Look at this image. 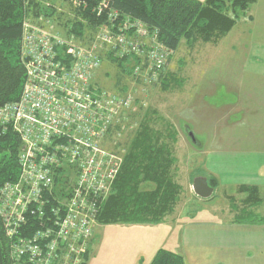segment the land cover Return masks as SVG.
I'll list each match as a JSON object with an SVG mask.
<instances>
[{"label": "built area", "instance_id": "built-area-1", "mask_svg": "<svg viewBox=\"0 0 264 264\" xmlns=\"http://www.w3.org/2000/svg\"><path fill=\"white\" fill-rule=\"evenodd\" d=\"M34 3L52 14L24 20L26 80L19 99L0 107V135L12 129L21 140L19 176L0 187V218L11 264H86L100 205L119 171L103 142L133 101L131 92L100 87L98 75L109 53L130 56L131 79L151 86L170 51L142 21L106 0ZM90 4L92 22L77 15ZM64 11L71 17L58 21L66 32L49 31ZM75 22L93 29L72 32Z\"/></svg>", "mask_w": 264, "mask_h": 264}, {"label": "rangeland", "instance_id": "rangeland-1", "mask_svg": "<svg viewBox=\"0 0 264 264\" xmlns=\"http://www.w3.org/2000/svg\"><path fill=\"white\" fill-rule=\"evenodd\" d=\"M51 13L45 12L46 15ZM230 14L236 18V24L225 36L207 43L198 41L193 47L183 40L177 51L170 52L164 74H171L178 83L171 80V85L166 86L162 76L151 86L140 81L135 83L130 75H120L110 59L104 61L98 75L100 87L133 95L132 106L123 113L121 125L103 142L104 150L118 163V170L144 116L153 129L162 133L161 141L170 147L176 158L172 175L182 189L174 211L168 215L181 216V222L176 219L170 240L164 238L171 248L185 225L201 224L199 229H208L206 224L217 222L226 227L223 222L227 219L222 210L225 205L227 208V195L236 194L234 183L237 182L231 180H236V173L243 171L244 152L251 149L254 153L251 160H259L255 153L258 140L264 134V45L261 44L264 41V0ZM55 17L49 31L66 32L61 22L69 20L70 13H56ZM29 19L35 21L33 17ZM190 131H194L200 144L191 141ZM231 150L238 152L240 158H233ZM212 173H217L222 183L227 184L215 187L213 195L207 199L197 196L193 191L194 177L210 178ZM154 187L153 183L142 184V189ZM0 221L4 231L1 218ZM115 227V224L106 226L96 222L94 247L99 244L103 230L112 234ZM111 253L114 254L113 247Z\"/></svg>", "mask_w": 264, "mask_h": 264}, {"label": "trees", "instance_id": "trees-1", "mask_svg": "<svg viewBox=\"0 0 264 264\" xmlns=\"http://www.w3.org/2000/svg\"><path fill=\"white\" fill-rule=\"evenodd\" d=\"M25 1L0 0V107L19 99L26 80L21 55L23 22L29 16H45L48 9L43 12L37 9L40 5L34 3V0H29L27 4ZM106 1L109 8L142 21L157 35L164 47L173 53L183 40L193 47L198 41L207 43L225 36L236 24V18L230 12L235 13L236 9L244 11L257 0ZM91 7L92 4L82 13L78 11L77 15L83 14L91 22L97 20L91 13ZM88 28L91 31L93 23L85 27L75 22L71 31L84 34ZM108 59L116 64L120 75H131L133 60L130 56L115 58L109 53ZM161 76L166 86L171 85V80L179 82L171 74ZM161 136L162 133L153 129L144 116L131 139L111 193L100 205L97 215L99 224H158L174 211L182 188L172 175L176 158L170 147L161 141ZM20 148V137L12 129L0 135V187L8 181L17 180L20 173ZM208 180L210 185L217 186L216 177H208ZM144 183H153L155 187L142 189ZM240 192L247 193L248 200L259 199L257 187L241 185ZM248 220L256 221L251 218L239 219L237 222ZM0 264H11L9 243L1 221ZM151 264H185V261L182 255L174 251L160 249Z\"/></svg>", "mask_w": 264, "mask_h": 264}, {"label": "crops", "instance_id": "crops-1", "mask_svg": "<svg viewBox=\"0 0 264 264\" xmlns=\"http://www.w3.org/2000/svg\"><path fill=\"white\" fill-rule=\"evenodd\" d=\"M261 44L264 45V41ZM186 128L191 129L189 126ZM258 141L255 154L259 160H251L254 159V153L251 149L246 150L243 171L236 173V180H231L237 182L234 183L236 194L227 195V208L225 205L224 211L222 210L223 217L227 219L223 222L226 227L217 222L206 224L208 229H199L201 224L185 225L179 239L171 248L167 246L170 240L168 238L174 232L176 219L181 222V216L173 218V215H168L158 224L115 223L112 234L103 230V236L96 248L92 241L86 264H151L160 249L182 255L185 264H264V134ZM230 152H233V158H240L238 152ZM236 163L238 162L235 161ZM211 176L217 179L216 187L225 183H222L217 173H212ZM242 178L246 180L241 182L239 179ZM241 185L257 187L259 199L248 200L247 193L240 192ZM169 218L173 219L169 221ZM251 218L256 221L237 222L239 219ZM108 225L113 224H106ZM165 237L167 242H164ZM112 247L114 254L111 253Z\"/></svg>", "mask_w": 264, "mask_h": 264}, {"label": "water", "instance_id": "water-1", "mask_svg": "<svg viewBox=\"0 0 264 264\" xmlns=\"http://www.w3.org/2000/svg\"><path fill=\"white\" fill-rule=\"evenodd\" d=\"M191 130V129H189ZM191 141L195 144H199V141L196 137L194 131H190ZM214 187L210 185L208 177L205 176H196L193 179V191L194 193L204 199L211 197L214 193Z\"/></svg>", "mask_w": 264, "mask_h": 264}]
</instances>
